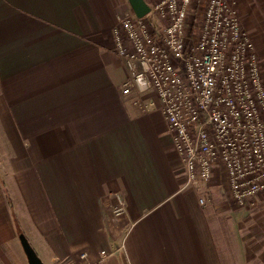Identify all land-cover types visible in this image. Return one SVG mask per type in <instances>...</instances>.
Listing matches in <instances>:
<instances>
[{"label":"crops","instance_id":"crops-1","mask_svg":"<svg viewBox=\"0 0 264 264\" xmlns=\"http://www.w3.org/2000/svg\"><path fill=\"white\" fill-rule=\"evenodd\" d=\"M237 4L264 78V0ZM130 10L128 0H0V170L12 203L0 187V264H28L14 216L42 264L102 250V264H264V193L239 208L219 170L186 185L160 112L122 94L112 28Z\"/></svg>","mask_w":264,"mask_h":264},{"label":"built area","instance_id":"built-area-1","mask_svg":"<svg viewBox=\"0 0 264 264\" xmlns=\"http://www.w3.org/2000/svg\"><path fill=\"white\" fill-rule=\"evenodd\" d=\"M234 2L206 0L187 30L191 0H159L148 13L155 24L130 10L112 28V40L126 70L122 94L142 111L160 112L185 184L198 187L219 170L228 195L244 209L264 193V78ZM124 211L117 196L112 213ZM80 256V264H102L107 253L96 261Z\"/></svg>","mask_w":264,"mask_h":264},{"label":"rangeland","instance_id":"rangeland-1","mask_svg":"<svg viewBox=\"0 0 264 264\" xmlns=\"http://www.w3.org/2000/svg\"><path fill=\"white\" fill-rule=\"evenodd\" d=\"M159 1V0H158ZM157 2V1H156ZM155 3V2H154ZM153 3V4H154ZM206 3V0H191V5H190V8H189V12L187 14V24H186V27H187V30H190L191 27L193 26V23L195 20L199 19L202 15V10H203V7H204V4ZM234 7L236 8V5L237 4V0H235L234 2ZM152 4H150L149 6H151ZM237 10V8H236ZM237 14H238V11H236ZM239 16V14H238ZM145 17L148 18V20L152 21L153 24H155V20L152 18L151 15H148L146 14ZM240 22H241V19L239 18ZM241 25L242 27L244 28L242 22H241ZM245 29V28H244ZM246 30V29H245ZM247 31V30H246ZM195 33V32H194ZM193 31H192V36H194L193 34ZM247 33L249 34V32L247 31ZM196 36V35H195ZM249 36H251L249 34ZM0 176L2 177V174H1V170H0ZM221 179V178H220ZM223 179V178H222ZM221 179V181L223 182V180ZM217 192V195L219 196L220 199H225L226 196H225V190H224V185L221 184L220 187L217 188V190L215 191ZM227 199V198H226ZM225 199V200H226ZM224 203V202H223ZM227 203V202H226ZM224 203V204H226ZM255 207V206H254ZM252 207V208H254ZM229 210H230V224L231 225H241L243 223L242 220H240V218L238 217V215H236V211L237 210H233L230 205H229ZM232 210V211H231ZM235 212V213H234ZM240 220V221H239Z\"/></svg>","mask_w":264,"mask_h":264},{"label":"water","instance_id":"water-1","mask_svg":"<svg viewBox=\"0 0 264 264\" xmlns=\"http://www.w3.org/2000/svg\"><path fill=\"white\" fill-rule=\"evenodd\" d=\"M128 2L131 7V10L136 16L143 17L149 13L150 6L145 0H128ZM18 238L28 264H42L40 258L28 242L25 235L23 233H19Z\"/></svg>","mask_w":264,"mask_h":264},{"label":"trees","instance_id":"trees-1","mask_svg":"<svg viewBox=\"0 0 264 264\" xmlns=\"http://www.w3.org/2000/svg\"><path fill=\"white\" fill-rule=\"evenodd\" d=\"M0 187H1V190L2 192L4 193L5 197H6V200L10 206V208L12 209V203H11V199H10V196H9V193L7 191V189L5 188V185H4V181H3V178L0 176ZM14 222H15V225L17 227V230H18V233H21V229L19 228V225L17 223V219L16 217L14 216Z\"/></svg>","mask_w":264,"mask_h":264}]
</instances>
